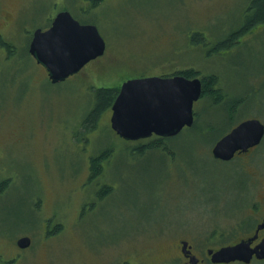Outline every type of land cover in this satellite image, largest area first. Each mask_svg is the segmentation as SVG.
Returning <instances> with one entry per match:
<instances>
[{"label":"rangeland","instance_id":"rangeland-1","mask_svg":"<svg viewBox=\"0 0 264 264\" xmlns=\"http://www.w3.org/2000/svg\"><path fill=\"white\" fill-rule=\"evenodd\" d=\"M26 1L8 39L16 65H0V180L7 181L0 188V262L167 264L169 247L184 239L201 264H211L208 248L251 233L264 212V139L251 156L259 175H247L239 157L222 162L210 154L231 124L255 118L264 125V28L215 46L248 20L251 0H99L91 9L80 0ZM12 6L13 14L21 10ZM63 6L96 25L105 51L51 84L28 45L33 28L48 25ZM189 69L215 75L221 98L194 103L195 125L165 141L172 154L136 152L134 141L110 129V109L96 130L79 128L94 88ZM102 152L110 156L99 184L111 192L99 198L86 182L87 159ZM23 236L30 245L19 249Z\"/></svg>","mask_w":264,"mask_h":264},{"label":"water","instance_id":"water-1","mask_svg":"<svg viewBox=\"0 0 264 264\" xmlns=\"http://www.w3.org/2000/svg\"><path fill=\"white\" fill-rule=\"evenodd\" d=\"M82 37H88L86 41ZM60 53L53 58V50ZM105 42L96 26L80 24L69 12L56 15L52 26L46 31L36 30L29 45V53L42 65L52 84L60 83L77 74L90 61L102 56ZM201 94V83L197 78L182 75L173 77L147 76L130 78L121 83L118 93L110 107V127L116 135L126 141H136L158 137H172L194 121L193 104ZM263 135V125L257 120H248L235 127L221 138L213 148L216 159L229 160L238 149L245 150L256 145ZM256 233L234 245L221 247L213 252L212 263L239 261L248 264L253 256L264 258V237L254 247ZM20 249L30 245L29 237L16 241ZM186 243L183 242V248ZM191 263L195 258L190 257Z\"/></svg>","mask_w":264,"mask_h":264},{"label":"flooded vegetation","instance_id":"flooded-vegetation-1","mask_svg":"<svg viewBox=\"0 0 264 264\" xmlns=\"http://www.w3.org/2000/svg\"><path fill=\"white\" fill-rule=\"evenodd\" d=\"M32 1H35V0H30V2H32ZM27 3H29V2H27L26 0H0V65L2 63H9V62H10L9 65H11V66L16 65V64H13L12 63V61L14 60V47H13V45H11L9 43V40H10V37L9 36H12L14 34V32H15V25L17 24V19H19L18 16H19V14H22L23 7ZM20 4H21V6H20L21 7V10L20 11L18 10L17 13H14L13 14L12 13V10H14V9L10 10L9 6L10 7H13L12 5H14V7H16V6H19ZM55 7H56V5L53 6V8H55ZM60 9H62V10H60ZM90 9H91V7H90ZM64 11L69 12L68 9H66L64 6L58 8V10L56 12H54V16L49 20V24L48 25H46L44 27H41V26L34 27L33 30H32V33H31V37L29 39V45H30V42L32 40L34 31H36V30L46 31L47 29H49L52 26V23H53L56 15L58 13L64 12ZM82 12L83 13H87L88 10H82ZM69 13H70V15L76 21H78V23H80V24L93 25L90 22H82V21H79V19L76 18L78 16H76V17L73 16V14H72L71 11ZM94 26H96V25H94ZM263 28H264V24H253V25H250L248 27L245 26V25H242L228 39H233V41L236 40V39L238 40V37L240 36V31H242V32H246V31L247 32L248 31L251 32V31H253L252 29H263ZM228 39H225L224 41H220V42L216 43L215 46L218 47L219 44L227 41ZM201 44L204 45L203 43H201ZM29 45H28V55H29L30 59L34 62V64L37 67L42 68L44 70V72L46 73V75H47L46 69L42 65H40L39 63H37V61L35 60V58L29 53ZM8 50H10L12 52H8ZM209 53H210V51H208L207 55ZM181 72L182 71H179V70L177 71L176 70V71H173V73L164 74L162 76L163 77H173V76H176V75H181L180 74ZM212 75L213 74H208L209 77L212 76ZM213 76H215V75H213ZM205 77L206 76H201L200 73H199V71H195V77L194 78L199 79L200 80V83H201V94H200V97L198 98V100L194 102L195 104L198 101H200L201 99L204 98V94L202 93V87H203V79H205ZM48 81H49V79H48ZM216 86H217L216 83H214L211 90L212 91H217L218 88ZM233 107H231L230 110H234L235 107H234V109H233ZM193 117H194V121L196 123V115H194V111H193ZM248 120H257V121H259L260 124H262L260 122V120L255 119V118H245V119H242V120L238 121V123L231 124L230 127L228 128V130H226L214 142V144H213V146L211 148V153L210 154H211V157L214 160H218V161H222V162H228L230 160H233L235 157H239L240 158V162H241V167L246 171L247 175L249 173H256L257 175H259L258 165L256 163H253L252 162L251 156L255 152V150L260 146V144L262 143V140L264 139V125L263 124H262L263 125V135L260 138L259 142L256 145L250 146V147H248L245 150H242V149L236 150L234 152L233 156L229 160L216 159L213 156V152H212L215 144L221 138H223L224 136H226L227 134H229L239 124H241L242 122L248 121ZM194 121H193V123H194ZM178 134H176L175 136H177ZM175 136H172V137H175ZM153 137H158V136L152 135L149 138H153ZM172 137H160V138H163V139H171ZM146 139H148V138H146ZM140 140H145V139H140ZM1 144H2V142H1V138H0V169H2V166H3L1 164V162H2V158L4 157V152H5L4 151V148L1 147ZM260 173H261V170H260ZM2 180L3 181L0 180V185L1 186H3V184L7 182L5 179H2ZM249 183H250V181H249ZM259 210L260 209H258V211ZM259 213H260V211H259ZM259 213H258V215H257L258 217L256 219V221L258 220V222L255 221L256 224L254 225V227H253V229L251 231V235L249 237L253 236L256 233L257 226L260 225V224H262V222H263L264 212L262 211L260 214ZM23 237H26V236H23ZM263 237H264V229H258V231H257V239L255 241H253V243L251 244V247L256 246L262 240ZM243 239H246V238H243ZM183 242L186 243V246L184 248H183ZM234 244L232 243L230 245H234ZM16 246H17V244H16ZM225 246H228V245H225ZM221 247H224V246H220L219 248H215V249H212V250H213V252H215L216 250L220 249ZM192 248H193V246L191 244H189L188 241H186L184 239H178L175 242V244H173L171 247H169V250H167V256H165L164 258L166 259V261H170L167 264H192L190 257H193V259L195 258L194 259L195 260V263L194 264H201L204 261V259H202L200 256H198L197 254H195L193 252ZM207 250H209V248ZM206 255H207V253H206ZM207 260L211 264H236V263H242V262H239V261H232V262H229V263H212L211 262V256L210 255H207ZM253 261H264V258L263 259H256L253 256V258L251 259V261L248 264H252ZM0 264H2V262H0ZM242 264H244V263H242Z\"/></svg>","mask_w":264,"mask_h":264},{"label":"trees","instance_id":"trees-1","mask_svg":"<svg viewBox=\"0 0 264 264\" xmlns=\"http://www.w3.org/2000/svg\"><path fill=\"white\" fill-rule=\"evenodd\" d=\"M81 2L88 1L89 2V8L94 7L99 3V0H80ZM248 12L251 14L248 16V20L246 18V22L244 23L245 26H250L253 24H264V0H251L248 5ZM200 34V33H199ZM228 41V42H227ZM225 43L219 44L218 47H227L230 42H233V39H228ZM199 45V44H197ZM182 76L192 79L195 77V70L189 69L184 70L180 73ZM216 83V77L215 76H207L205 79H203V87H202V93L204 94V97H208L211 99V97H214L215 95H218L221 98L218 91H212L213 84ZM120 87V86H119ZM119 87L116 88H110V87H96L92 91L93 96V103L91 108L88 110L87 114L83 117L81 120V124L79 125L80 129H82V132L88 133L92 132L97 129L98 122L101 117V115L110 109L117 93ZM195 125V121L192 124L191 127ZM111 129V127H110ZM112 130V129H111ZM113 131V130H112ZM81 132V133H82ZM114 132V131H113ZM118 136V135H117ZM170 139H163L160 137H153L148 138L145 140H136L134 143L136 152L138 153H145L146 151H155V150H162L163 152H169L173 153V150H169L168 146L166 145L165 141ZM110 154L107 152L98 153L95 156L88 158L87 160V168H88V176L86 179L87 184L90 186H96L95 191V197L96 195L99 198H102V196H107L111 191L109 185H101L99 184V177L101 174L100 169L103 168V165L108 162ZM103 164V165H102ZM4 185V184H3ZM2 186L0 185V188ZM83 212V211H82ZM255 225V224H254ZM57 227H60L57 225ZM254 227V226H253ZM253 229V228H252ZM59 230V228H54L53 232ZM52 235V234H51ZM251 235V233H246L240 238L233 240V242H227L226 245L230 244H236L243 238H248ZM47 236H50V234H47ZM235 241V242H234ZM2 264H10L9 261L2 262Z\"/></svg>","mask_w":264,"mask_h":264},{"label":"snow or ice","instance_id":"snow-or-ice-1","mask_svg":"<svg viewBox=\"0 0 264 264\" xmlns=\"http://www.w3.org/2000/svg\"><path fill=\"white\" fill-rule=\"evenodd\" d=\"M81 40L86 41L87 39H89L88 37H82L80 38ZM60 55V53L56 52L55 49L53 50V58H57Z\"/></svg>","mask_w":264,"mask_h":264}]
</instances>
